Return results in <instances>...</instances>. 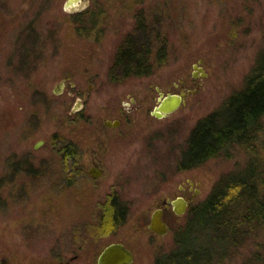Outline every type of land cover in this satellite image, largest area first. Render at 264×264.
I'll use <instances>...</instances> for the list:
<instances>
[{
    "label": "rangeland",
    "instance_id": "1",
    "mask_svg": "<svg viewBox=\"0 0 264 264\" xmlns=\"http://www.w3.org/2000/svg\"><path fill=\"white\" fill-rule=\"evenodd\" d=\"M66 2L0 0V264H98L112 243L129 248L133 264H155L221 180L250 173L261 201L264 117L252 142L193 168L181 161L193 130L227 109L264 56V0H83L74 12ZM99 4L106 12H95ZM129 38L153 51L150 75L116 65ZM162 49L159 64L155 51ZM195 65L207 76L195 78ZM66 74L72 82L61 89ZM186 91L194 93L175 113L153 115L162 95ZM132 100L141 106L132 121L104 126L112 109ZM66 142L85 151L84 178L73 186L64 181L74 163L59 152ZM95 145L114 157L93 180ZM184 195L187 213L169 211V232L154 233L159 205ZM114 196L125 222L101 229ZM241 223L245 238L210 264H264V221ZM201 242L208 246L207 238Z\"/></svg>",
    "mask_w": 264,
    "mask_h": 264
},
{
    "label": "trees",
    "instance_id": "2",
    "mask_svg": "<svg viewBox=\"0 0 264 264\" xmlns=\"http://www.w3.org/2000/svg\"><path fill=\"white\" fill-rule=\"evenodd\" d=\"M152 53L148 44L141 46L129 38L127 45L118 52L116 65L124 73L148 76L153 71ZM155 53L156 62L164 63L159 58L164 55L163 49ZM226 108L202 120L193 130L181 166H199L233 144L253 141L252 136L260 129L264 117V56L247 78L245 88L233 95ZM74 147L67 142L64 146ZM255 187L250 173L221 180L205 203L190 210L191 220L175 235V248L158 257L155 264H210L215 256L222 257L230 248H237L240 239L245 238L246 230L241 222L264 221V198L261 201L257 198ZM247 203L253 206L241 208ZM125 219V210L112 199L103 214L101 229L114 230ZM202 238H207L208 246L202 244Z\"/></svg>",
    "mask_w": 264,
    "mask_h": 264
},
{
    "label": "water",
    "instance_id": "3",
    "mask_svg": "<svg viewBox=\"0 0 264 264\" xmlns=\"http://www.w3.org/2000/svg\"><path fill=\"white\" fill-rule=\"evenodd\" d=\"M85 4L86 3H83V0H67L65 8L68 11L74 12L76 10L78 11L85 8ZM199 64H202V61H200ZM194 67L197 71L194 75L195 78H199V76H207L202 67L198 65H195ZM58 87L62 89L64 87V81L61 82ZM58 91L60 90H56L55 93L60 94L61 92ZM193 93L194 91H186L180 92L179 94H168L165 96L162 95L158 106L153 111V115L159 119H162L170 114L175 113L185 104L188 95ZM38 147L39 144L36 146V148ZM167 202H170L173 205L174 212L179 216L186 214L190 206L189 203L181 197H178L173 201H166L165 203L167 204ZM149 228L160 236H165L169 232V226L163 220V213L161 209H157L153 213ZM134 260V253L123 243H112L106 246L100 253L98 264H133Z\"/></svg>",
    "mask_w": 264,
    "mask_h": 264
},
{
    "label": "flooded vegetation",
    "instance_id": "4",
    "mask_svg": "<svg viewBox=\"0 0 264 264\" xmlns=\"http://www.w3.org/2000/svg\"><path fill=\"white\" fill-rule=\"evenodd\" d=\"M90 7L95 8L94 2H91ZM98 7L100 9L98 11H95V12H100V11L106 12L105 6L101 7L99 4ZM94 24H95V22H94ZM63 81H64V87H65L66 81L72 82V75L66 74L64 76V78L62 79V82ZM73 85L75 87V84H73ZM132 102H133V106H131V107H127L126 105H123L124 107L123 106L119 107V109H117V110L112 109L111 112L115 116H113V117L110 116L108 118L104 117V119H103L104 126L107 128H119V127H123L124 123L128 124L130 121H132L131 117L133 115H135L137 113V111H140V108H141V106L136 105L135 100H132ZM73 145L75 147L72 149L62 148L59 150V152L62 154V157H63L62 162L65 163L66 162L65 160H68V161H71L72 163H74V165L71 168L70 174L68 175V177H69L68 181H64L65 184H68L71 186H73L77 183L79 184V182L76 181L75 178H78V177L84 178L83 173L86 170L85 165L83 164V159L85 157V151L82 150L80 147H78L76 144H73ZM108 152H109V150H107L106 148H104V149L98 148V145H95L91 149V151L89 153V158H90L89 160H90L91 167L88 169V175L91 176L93 180L97 179L100 175L104 174L105 167H106L105 165L110 163V161L112 160V157H114V155L108 154ZM190 188H191V186H189V188L183 187L182 188L183 193L190 192ZM116 196L108 199V201H109L108 205L112 201V199H116L117 204L125 210L124 206L123 207L121 206V203H120V201H118V198ZM181 198L185 199L189 203V205L191 204V202L187 196L184 195V196H181ZM165 202L166 201H163V203L161 205H159V207H158L159 209L162 210L163 220L165 221V223H166L165 216L169 211H171L177 217H180L179 215H177L174 212L173 205L170 202L169 203L167 202V204ZM126 213L127 212L125 210V216H126Z\"/></svg>",
    "mask_w": 264,
    "mask_h": 264
}]
</instances>
